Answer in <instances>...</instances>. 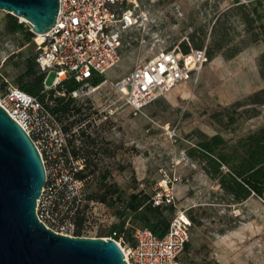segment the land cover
Instances as JSON below:
<instances>
[{
  "label": "rangeland",
  "instance_id": "rangeland-1",
  "mask_svg": "<svg viewBox=\"0 0 264 264\" xmlns=\"http://www.w3.org/2000/svg\"><path fill=\"white\" fill-rule=\"evenodd\" d=\"M235 1L142 0L140 7L146 11L144 18H148L146 29L124 34L120 61L106 75L115 80L129 72L138 60L161 49L181 50V43L193 48L190 34L195 40L205 35L207 47L218 17L222 24L216 36H246L235 15H224ZM239 1H260L259 11L264 18V0ZM6 14L0 10V96L21 71L24 58L35 53L33 43L25 42L22 34L5 33ZM152 18L156 19L155 26H149ZM254 31L260 36L258 27ZM262 52L264 42L259 40L231 59L217 54L208 59L197 79L178 84L137 113L117 101L108 85L103 86L91 99L75 102L81 110L70 114L67 120L81 121L69 133H64L57 121L54 126L44 124L31 130L34 141H41L38 146L47 172L62 178L70 175L71 168L87 165L88 171L95 167L85 182L72 183L73 194L82 192V196L97 191L105 182L114 183L127 193L144 190L153 195L160 189H169L175 199V211L184 209L191 217L190 239L184 253L191 264H264V195L234 203L201 165L186 155V149L195 146L202 133H220L228 144H233L264 126V105L256 106L258 114L251 118L242 114L234 123L227 118L229 113L239 114L233 112L234 103L264 87L257 64ZM53 78L52 72L47 84ZM3 81L7 83L2 87ZM81 128L85 130L83 137L77 136ZM69 138L71 142L67 141ZM72 147L80 148L86 155L74 159L70 154ZM63 150L68 153L67 159L58 158L57 153ZM106 172L108 176L102 180ZM117 208V204L88 201L82 236L108 237L109 226L119 222ZM60 209L64 211L61 205ZM74 229L72 222L58 230L72 235ZM118 242L126 249L129 240L124 237Z\"/></svg>",
  "mask_w": 264,
  "mask_h": 264
},
{
  "label": "built area",
  "instance_id": "built-area-1",
  "mask_svg": "<svg viewBox=\"0 0 264 264\" xmlns=\"http://www.w3.org/2000/svg\"><path fill=\"white\" fill-rule=\"evenodd\" d=\"M141 1L58 0L55 24L43 34H34L31 41L37 67L44 73L43 90L60 94L57 89L63 87L66 80L73 79L79 86L68 96L75 102H84L108 85L117 101H123L137 113L178 84L197 79L207 62L206 47L190 49L187 53L161 49L149 58L138 60L129 72L115 80L106 75L120 61L124 34L138 28L146 29L148 18H144L146 11L140 7ZM18 20L26 23L22 18ZM155 25L156 19L152 18L149 26ZM52 72L54 78L47 84V77ZM101 75L104 79L93 85V79ZM61 94L64 95V91ZM0 106L29 134L42 111L36 97L11 84L0 96ZM40 143L35 142L38 149ZM46 174L48 178L47 171ZM52 177L53 183L45 184L38 199L37 217L48 228L63 233L58 229L72 225V222L61 220L59 212L53 210L52 188L71 180V176ZM151 202L153 206L172 204L176 207L169 189L156 191ZM191 224L186 210L179 209L172 215L162 237L155 236L148 228L135 227L131 242L126 249L121 248L125 260L128 264H191L184 254Z\"/></svg>",
  "mask_w": 264,
  "mask_h": 264
},
{
  "label": "trees",
  "instance_id": "trees-1",
  "mask_svg": "<svg viewBox=\"0 0 264 264\" xmlns=\"http://www.w3.org/2000/svg\"><path fill=\"white\" fill-rule=\"evenodd\" d=\"M260 6V1L241 3L236 0L234 5L225 12L224 15H235L237 20L243 25L246 36L240 39L227 38L226 33L219 35V37L216 36L218 28L222 24L220 17L216 19L212 25L210 42L206 47L207 61L217 54H221L226 59H231L250 44L259 40L264 42V18L259 11ZM256 27L261 30L260 36L254 31ZM4 30L8 34H22L25 42H31L34 37L29 26L24 22H19L18 18L11 14H6ZM190 39L193 42V48L181 43V51L183 53L189 52L190 49H202L204 47L205 35L195 40L194 34H190ZM22 64L21 71L15 75L10 84L36 97L40 102L42 111L35 123V127L37 129L42 128L44 124L54 126L57 121V123H61L62 131L66 134L69 133L72 126L81 121L80 119H74L70 122L67 120L70 114L79 113L81 110V107L76 105L74 99L68 96V93L76 89L79 83L73 79L66 80L63 87L57 89L60 94L53 90L44 91V73L39 71L34 54L24 58ZM257 64L259 74L264 79V52L258 57ZM103 79L102 75L97 76L93 79L92 84L96 85ZM6 83L3 81L1 86H5ZM62 91H64V95L61 94ZM259 105H264V87L250 94L242 101L234 103L232 105L233 112H239V114L235 116L229 113L227 118L231 123H234L242 114L249 118L256 116L258 114L256 106ZM243 106L247 107L242 111H236L237 108ZM214 116L216 118L217 113ZM33 134L30 132V136L35 140V135ZM84 135L85 130L81 128L77 136L83 137ZM67 141L71 142L72 140L69 138ZM85 153L76 147H72L70 151L74 159L83 157L86 155ZM57 155L58 158H68V153L65 150L57 153ZM186 155L198 162L205 174L215 180L220 189L234 203H241L251 196L263 197L264 126L248 133L233 144H228L220 133H215L211 136L202 133L196 145L186 149ZM45 156L47 157V155ZM86 166L81 169L71 168V180L63 181L59 186L52 188L53 210L59 212L61 220L69 219L74 223L73 236L83 235L82 226L86 220V208L90 200L98 201L108 206L118 205L117 216L119 222L112 223L109 226L108 235H106L109 238L118 241L128 237L129 242H131V234L136 224L139 227L150 229L157 237H162L166 233L169 221L175 212V207L172 204L153 206L151 202L152 195H149L144 190L127 193L124 190H120L116 184L105 182L101 184L97 191L88 195L82 196V192L80 195L73 194L72 183L75 180L85 182L86 177L94 172L95 167L87 171ZM47 173L46 183L50 185L53 183L52 175L54 174ZM107 173L102 175V180L106 179ZM60 205L64 208L63 212H61ZM127 223L130 224L126 227ZM187 247L188 243L185 245V251Z\"/></svg>",
  "mask_w": 264,
  "mask_h": 264
},
{
  "label": "water",
  "instance_id": "water-1",
  "mask_svg": "<svg viewBox=\"0 0 264 264\" xmlns=\"http://www.w3.org/2000/svg\"><path fill=\"white\" fill-rule=\"evenodd\" d=\"M58 0H0L33 34L55 24ZM47 174L29 133L0 106V264H128L109 237L55 232L37 217Z\"/></svg>",
  "mask_w": 264,
  "mask_h": 264
}]
</instances>
